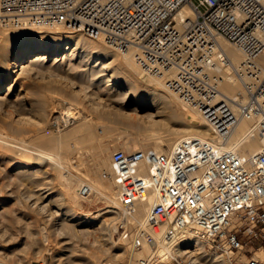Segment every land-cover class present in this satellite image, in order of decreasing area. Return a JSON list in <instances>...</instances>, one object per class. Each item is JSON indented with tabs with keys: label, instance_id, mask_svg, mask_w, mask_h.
<instances>
[{
	"label": "bare ground",
	"instance_id": "6f19581e",
	"mask_svg": "<svg viewBox=\"0 0 264 264\" xmlns=\"http://www.w3.org/2000/svg\"><path fill=\"white\" fill-rule=\"evenodd\" d=\"M196 15L194 7L185 3L174 17L177 21L186 18L192 21ZM218 42L230 59L229 66L220 71L221 91L231 98L235 110L238 102L247 98L234 72L243 55L226 38L220 36ZM136 51V47L118 50L106 44L102 37L91 38L63 23L0 26V193L5 191L4 198L13 197L16 204L12 210L14 215L6 217L10 210H5L7 205L0 198V253L3 248L12 247L9 249L12 251L13 246H20L18 251L41 241L43 250L58 253L54 258L57 263L118 264L124 254L129 255V248L123 242H119L122 250L108 252L110 258L105 261L99 254L101 251L97 253L98 250L106 251L108 256L107 250L117 247L112 233L121 215L110 161L102 165L94 163L89 171L82 170L80 165L82 143L98 134V126L102 134L123 133V145L127 148L122 149L125 150L149 147L166 152L190 136L217 144L201 113L181 101L165 86L162 78L153 77L140 68L135 59ZM260 62L264 64V55ZM39 77L61 82L67 87L70 99L42 90V97L35 99L27 95L28 87L24 94L20 93L27 79ZM16 86L19 88L13 93ZM74 109L76 111H72ZM72 118L75 124L68 128ZM52 123L60 127L59 132L41 131L44 125ZM262 143L257 120L245 117L239 119L220 146L252 154ZM116 144L115 148L121 147ZM73 169L76 174L71 172ZM60 176L66 182L74 176L75 187L65 184L57 190L42 191L48 179L40 177H49L51 183ZM90 177L106 188L108 194L92 185L88 181ZM83 184H88L91 192L85 196L79 194V197L87 198L96 189L99 197L106 201L104 209L89 213L76 209V204L81 209L85 207L78 199ZM156 198L157 193H154L148 203L139 205L134 217L141 225L147 224L148 209ZM95 203L91 198L87 200L88 206ZM171 228V221L166 222L153 234L156 245L152 250L145 247L132 256L152 254L155 264H171L173 257L188 254L197 264H229L228 257L221 252L206 253L196 232L165 238V231ZM88 236L92 246H80L77 241ZM42 247L31 256L45 264ZM254 257L264 259V253ZM133 260L127 262L132 264Z\"/></svg>",
	"mask_w": 264,
	"mask_h": 264
},
{
	"label": "built area",
	"instance_id": "2783aa9c",
	"mask_svg": "<svg viewBox=\"0 0 264 264\" xmlns=\"http://www.w3.org/2000/svg\"><path fill=\"white\" fill-rule=\"evenodd\" d=\"M185 3L197 15L177 21L175 13ZM53 22L102 37L118 50L136 47L140 68L162 78L181 101L196 108L217 139L212 145L190 136L166 152L149 147L111 152L121 210L117 240L128 246L127 260L155 264L152 254L132 255L152 250L153 234L168 221L172 228L165 238L196 232L206 253L221 252L230 260L231 253L264 236V0H0V26ZM220 36L243 55L234 72L247 98L235 110L221 91L220 71L230 59ZM245 117L257 120L263 140L259 150L246 154L220 146ZM90 192L88 184L79 188L81 196ZM154 193L147 224L141 225L134 215ZM171 264L197 262L186 254L173 257ZM233 264L264 260L250 255Z\"/></svg>",
	"mask_w": 264,
	"mask_h": 264
},
{
	"label": "rangeland",
	"instance_id": "374dc122",
	"mask_svg": "<svg viewBox=\"0 0 264 264\" xmlns=\"http://www.w3.org/2000/svg\"><path fill=\"white\" fill-rule=\"evenodd\" d=\"M37 65V67H40L41 65L40 64H35V66ZM39 65V66H38ZM42 68V66H41ZM42 70V69H40ZM75 80V79H74ZM28 81V82H26ZM25 81V84H24V87L25 89L24 90H21L20 93L21 94H24V92L26 91V87H28L27 91V95H29V97H33L35 99H38V98H41L44 93L47 92V94H54V95H58V96H61L63 97V95H65V97H67V99H70V96H68V93L69 91L67 92V87L64 86L61 82H59L58 80H54V79H49L48 77H39V78H34L32 80H29L27 79ZM76 83V82H75ZM26 85V86H25ZM40 87V88H39ZM44 87V88H43ZM66 87V88H65ZM19 87L16 86L15 89H13V93L18 89ZM32 88V89H30ZM38 89V90H37ZM44 89V90H43ZM46 89V90H45ZM49 89V90H48ZM15 90V91H14ZM42 90V91H40ZM48 90V91H47ZM57 90V91H56ZM50 91V92H49ZM54 93H52V92ZM42 92V93H41ZM31 93V94H30ZM33 93V94H32ZM67 94V95H66ZM40 95V96H39ZM28 98V96H26ZM30 99V98H28ZM76 109V108H75ZM72 110V111H76V110ZM75 124L74 122V119L72 118L71 119V123L68 124V128L69 127H72L73 125ZM46 127V128H45ZM59 129L60 127L55 124V123H52L50 124L49 126H43L41 128V131L43 133H57V131L59 132ZM101 127L98 126L96 128V132L98 133L95 137H92L86 141H83L82 143V146L83 147V150L80 152L81 154V157L83 159V161L81 162V168H83L82 170L84 171H89L90 169L93 168L94 166V163H97L98 165H102L103 163H106L108 162L109 164V161H110V156H111V152L113 150H115V142L117 143L116 145H121V147H118V148H127V147H124L125 145H123V133L122 134H118V133H115V132H110V133H105V134H102L101 132ZM121 136V137H120ZM103 139V140H102ZM133 141H130L129 140V143L132 144ZM81 146V145H80ZM81 146V147H82ZM134 146V145H133ZM86 147V148H85ZM85 148V149H84ZM81 149V148H80ZM79 149V150H80ZM85 152V153H83ZM50 172L53 171L52 169L49 170ZM71 172L73 174H76L77 171H75L74 169L71 170ZM61 175V174H60ZM50 177V176H49ZM49 177H40V178H43V180H46L48 179V183L44 184V188L42 189V191L46 190V191H50L51 189L53 190H57V189H60V187L64 186L65 184L68 185H72L74 184V187H75V181H76V178L74 176H70V178H68V180L70 182H66V180L60 176L58 177V180H56V182H54V180L50 183V180H49ZM88 181L90 183H92V185L94 186H98L100 191L103 193V194H108L107 192V189L100 186V185H97V183L94 181L93 178H88ZM112 193V192H110ZM99 192L96 191V189L92 190V194L89 195L87 198H82V197H79V192H78V199L80 202H83L85 204V207L84 209H81L79 208V206L76 204L75 207L78 211H83L84 213H89L90 211H97V210H101V209H104L105 206H106V201L103 197H99ZM6 196V193L5 191L4 192H1L0 193V198L2 199L3 198V201L6 203L5 205H7L5 207V210H10L8 211V215L5 213V215H7L6 217H11L14 215V212L12 211L13 210V205L15 206L16 204H14V198L13 197H5ZM91 198V200L93 199L96 200V203L94 205H91V206H88L87 205V200ZM8 202V203H7ZM12 205V206H11ZM10 206V207H8ZM53 207V206H52ZM10 208V209H9ZM10 212V213H9ZM12 212V214H11ZM2 213H4V211H2ZM1 213V215H3ZM106 216V214H103V217ZM1 217V216H0ZM3 217V216H2ZM5 217V216H4ZM119 219V218H118ZM118 221V220H117ZM89 240H85V239H88ZM112 238L115 242V245L116 243L118 242V244L116 245L117 247L111 251L110 250H107V253H114L115 251H119V250H122V248L120 247L119 248V245L122 246V244H120L119 240H117L118 238V234H117V228L116 230L112 233ZM82 239V240H81ZM40 241V240H39ZM38 241H36V245L35 243L31 246H27V247H24V249L22 250H18V247L20 246H13V250L12 251H9V249H11L12 247H7L6 249H1L3 251H1L0 253V263L1 264H15V261L16 263L18 262V264H26L27 263V260L30 261V264H37L38 262H40L39 260H37L36 258H34V256H31L32 254L34 255L35 252L37 249L38 250H41L40 248L42 247V243L41 241L39 243H37ZM78 243H80V246H87V247H90L92 246L91 244V240H90V236L88 237H81L78 241ZM84 242V243H83ZM87 242V243H86ZM38 244V245H37ZM39 244H41V247L39 248ZM87 244V245H86ZM114 245V246H115ZM29 247V248H28ZM35 247V248H34ZM38 247V248H37ZM84 247V248H85ZM86 247V248H87ZM260 247V248H259ZM119 249V250H118ZM19 255H16L17 253ZM42 251L44 252L43 253V257H44V260H45V264H52L53 262L56 263V264H64L63 262H59L57 263L58 261L55 260L54 258L57 257L58 253L55 251V252H51L50 250L46 251L43 250V247H42ZM101 251V252H100ZM34 252V253H33ZM46 252V253H45ZM100 252V253H99ZM15 253V254H14ZM54 253V254H53ZM101 256V258H104L103 261L107 260L110 258L109 256V253H108V256H106V251H102V250H98V252ZM261 253H264V236L262 237H257V238H253L252 241H250L247 245H245V247L241 250V251H238V252H234V253H231L232 257H231V260L228 258V263L229 264H233L234 261H238V260H244L246 259L247 256H250V255H254V256H258L260 255ZM110 254V255H111ZM55 255V256H53ZM57 255V256H56ZM139 255H141V253H138L137 255H134L133 257L136 258L138 257ZM15 256V257H14ZM106 256V257H105ZM128 256L127 253L124 254L118 261V264H126L127 262V258L126 257ZM253 256V257H254ZM18 257V258H17ZM257 258V257H255ZM16 259V260H15ZM260 259H263V258H260ZM15 260V261H14ZM264 260V259H263ZM53 263V264H54ZM132 264H136V261L133 260V263Z\"/></svg>",
	"mask_w": 264,
	"mask_h": 264
},
{
	"label": "crops",
	"instance_id": "0c3cea01",
	"mask_svg": "<svg viewBox=\"0 0 264 264\" xmlns=\"http://www.w3.org/2000/svg\"><path fill=\"white\" fill-rule=\"evenodd\" d=\"M260 248V247H259Z\"/></svg>",
	"mask_w": 264,
	"mask_h": 264
}]
</instances>
